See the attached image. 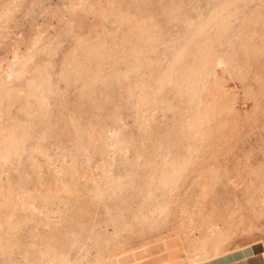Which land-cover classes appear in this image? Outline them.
<instances>
[{"label":"rangeland","instance_id":"rangeland-1","mask_svg":"<svg viewBox=\"0 0 264 264\" xmlns=\"http://www.w3.org/2000/svg\"><path fill=\"white\" fill-rule=\"evenodd\" d=\"M264 264V0H0V264Z\"/></svg>","mask_w":264,"mask_h":264},{"label":"crops","instance_id":"crops-1","mask_svg":"<svg viewBox=\"0 0 264 264\" xmlns=\"http://www.w3.org/2000/svg\"><path fill=\"white\" fill-rule=\"evenodd\" d=\"M257 253L249 252L248 250L244 251V255L240 256L238 260L230 262V264H261L257 261H254L255 257L257 256ZM225 258H223L221 261H219L221 264H225L224 261Z\"/></svg>","mask_w":264,"mask_h":264}]
</instances>
